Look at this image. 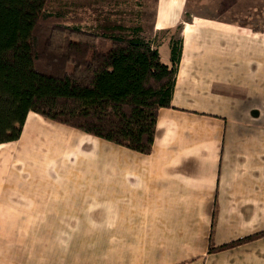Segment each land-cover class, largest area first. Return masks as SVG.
Here are the masks:
<instances>
[{"label": "crops", "instance_id": "0c3cea01", "mask_svg": "<svg viewBox=\"0 0 264 264\" xmlns=\"http://www.w3.org/2000/svg\"><path fill=\"white\" fill-rule=\"evenodd\" d=\"M188 2H155L152 30L160 37L182 24V43L171 104L158 111L149 153L33 111L17 140L0 143L31 149L25 162L34 154L44 163L47 148L68 157L64 163L78 156L97 181L81 196L68 187L47 197L41 186L37 197L0 199L23 205L7 214L27 221L17 226L22 239L46 236L47 222L60 229L62 221H83L86 235L101 239L85 246L78 264H264V24L194 14ZM155 36L168 61L170 40L162 48ZM10 240L0 245V264H47V254L52 264L77 259L61 245Z\"/></svg>", "mask_w": 264, "mask_h": 264}, {"label": "trees", "instance_id": "16d2710c", "mask_svg": "<svg viewBox=\"0 0 264 264\" xmlns=\"http://www.w3.org/2000/svg\"><path fill=\"white\" fill-rule=\"evenodd\" d=\"M50 1L0 0V143L17 140L33 111L149 153L158 111L171 104L181 39H170L165 61L141 25L90 31L77 13L49 10Z\"/></svg>", "mask_w": 264, "mask_h": 264}, {"label": "rangeland", "instance_id": "374dc122", "mask_svg": "<svg viewBox=\"0 0 264 264\" xmlns=\"http://www.w3.org/2000/svg\"><path fill=\"white\" fill-rule=\"evenodd\" d=\"M155 2L156 0H51L47 7L51 11H61L68 14L77 13L84 18L85 29L98 33L128 34L132 28L141 25L142 36L151 39L157 34L152 30ZM187 8L188 12L198 15L228 21H247L254 25L264 24V0H189ZM172 37H179L176 28L169 30L166 35L155 36L156 39L159 38L162 41V48H165ZM105 44L104 40H99L100 49H104ZM23 150L27 153L31 151V149L28 150L27 146H22L21 143L0 147V199L2 201H8V199L22 201V198L28 196L37 197L38 188L41 186L44 187V191L40 190V195L57 197L64 195L60 190H65L68 187H77L78 195L81 196V193L84 192L83 188L87 184L97 185V181L90 180L89 175L92 174L91 172L90 174L87 173L83 158L75 155L76 159L73 162L64 163V161L68 162V157L65 159L61 156L55 157L57 151L52 153L53 148H47L45 162L37 164L34 154L28 159L29 162L21 159L24 155ZM6 152L11 153V160L5 156ZM111 171L116 174L114 161L111 162ZM14 205L23 208L20 203ZM15 206L0 204V245L4 246L6 244L5 238L11 236L16 240L14 242L12 240L7 241V244H26L29 239L28 243L33 245L38 244V242L39 244L45 243L47 247L61 245L63 250H69L67 252L68 259L73 255L76 257L84 256L85 246L93 244L92 240L96 243L101 239L88 237L83 221H62L60 222V229L58 222H47L49 226L46 228V236L43 237L36 233L22 239L25 235L21 234L22 231L17 226H23L27 221H21L16 216L7 215L12 212L11 208ZM37 206L32 204L26 208ZM94 210L96 211V206H94ZM92 223L95 228L100 229V221ZM59 232L62 233L60 236H58ZM71 251L75 252L71 253ZM80 257L74 258L73 261L70 260L67 264H78L77 262L82 259ZM48 258L49 254H47V264L54 263L55 258L53 260ZM57 260L61 261V259Z\"/></svg>", "mask_w": 264, "mask_h": 264}]
</instances>
